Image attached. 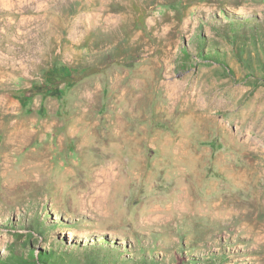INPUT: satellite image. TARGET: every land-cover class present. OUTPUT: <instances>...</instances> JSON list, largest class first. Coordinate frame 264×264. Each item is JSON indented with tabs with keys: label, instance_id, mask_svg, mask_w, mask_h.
Instances as JSON below:
<instances>
[{
	"label": "rangeland",
	"instance_id": "1",
	"mask_svg": "<svg viewBox=\"0 0 264 264\" xmlns=\"http://www.w3.org/2000/svg\"><path fill=\"white\" fill-rule=\"evenodd\" d=\"M239 53L264 66V0H0V257L264 264V71ZM55 58L104 67L8 93Z\"/></svg>",
	"mask_w": 264,
	"mask_h": 264
},
{
	"label": "trees",
	"instance_id": "2",
	"mask_svg": "<svg viewBox=\"0 0 264 264\" xmlns=\"http://www.w3.org/2000/svg\"><path fill=\"white\" fill-rule=\"evenodd\" d=\"M228 24V33L233 36L236 35L238 33V29L235 23L229 22ZM253 36L255 37L254 40L256 41L255 33H253ZM199 38L203 43H205V40H203L201 37ZM243 49L244 48L241 47L240 50L243 52ZM182 52L184 56L188 55L185 48ZM241 53L238 54V57H240V62L243 63V66H246L248 76L252 75L257 78H262L260 74L264 71V66L262 65L259 68H254L252 65V61L246 58H244L243 60V54ZM206 55L207 56H205V59L222 61L219 50H217L216 47L213 50L210 49ZM113 61L115 62L116 60ZM223 63L225 64L224 61ZM103 67L104 66L97 65H71L67 62L59 60L58 58H55L52 62L41 68V78L33 80L28 87H17L10 90L8 93L11 94L12 97L17 99L23 106L26 105V103L36 95L45 98L56 97L60 99L64 93L65 86H73L80 82V80H82L85 76L98 72L103 69ZM52 227L53 225H49L48 229H51ZM24 248L27 249L26 255L24 253ZM21 252L19 253L15 249L10 250V252L4 258L0 257V264H66L65 257L67 258L71 255L72 256L69 260L70 262L72 261L74 262V264H81V259L79 257L78 259H72L73 253L68 256V253L65 250L60 251L59 253L53 248L43 249L39 250L38 254L35 255L32 251V248H30L26 242H22ZM102 252H106L105 254L107 255V257L111 255V252L106 251L105 249H101L98 251L91 250V256L89 257L91 264H101L102 258L100 257V254Z\"/></svg>",
	"mask_w": 264,
	"mask_h": 264
},
{
	"label": "bare ground",
	"instance_id": "3",
	"mask_svg": "<svg viewBox=\"0 0 264 264\" xmlns=\"http://www.w3.org/2000/svg\"><path fill=\"white\" fill-rule=\"evenodd\" d=\"M27 131V130H26ZM107 175V174H106ZM101 176V175H100ZM98 180V179H97ZM101 182V181H100ZM104 185V184H103ZM101 187V186H100ZM103 187V186H102ZM104 188V187H103ZM103 188H102V190H103ZM92 189V188H91ZM95 189V188H94ZM99 189H101V188H99ZM100 191L101 190H97V191H94V192H92L93 194L91 195V198H90V201H92V200H97L98 199V197H100V195H101V193H100ZM104 193V192H103ZM87 194V193H86ZM89 194H90V192H89ZM90 196V195H89ZM103 199V198H102ZM99 200V199H98Z\"/></svg>",
	"mask_w": 264,
	"mask_h": 264
}]
</instances>
